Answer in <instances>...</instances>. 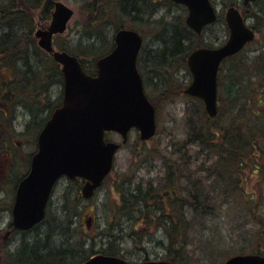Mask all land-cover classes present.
Masks as SVG:
<instances>
[{
  "label": "trees",
  "instance_id": "1",
  "mask_svg": "<svg viewBox=\"0 0 264 264\" xmlns=\"http://www.w3.org/2000/svg\"><path fill=\"white\" fill-rule=\"evenodd\" d=\"M1 1L6 0H0V144L3 140H9V130L13 132V114L15 116L17 110L15 107L13 108V101L17 102L18 98L22 99L21 105L17 106L22 107L24 112L30 111L31 109L25 103V93H28L32 95L33 101L36 100L39 104L46 103L45 109L48 111L53 105V88L62 80L61 70L58 66L48 63L46 69L41 70L40 66L35 64V56L31 51L34 48L31 45L33 39L31 38L32 32L29 31L30 24L24 17H20V21L15 17L13 1L8 0L7 5H1ZM19 1L26 8L29 7L25 4L26 0ZM238 3L239 0H232L230 5H238ZM146 7V0H129L127 6L124 4L121 9L126 13L123 15H127V17L130 15L135 19L136 16L133 15L138 14H134V12L144 14ZM244 7L246 10H242L243 15L251 17L254 21L251 26L256 31V38L257 33L264 35V0L245 4ZM254 7H257L256 12L252 11ZM95 9L98 10L100 7H94L93 13ZM116 14L115 16H117ZM127 26L133 27L130 21ZM15 30L16 32L23 30V32L15 33ZM186 32V29L178 28L166 30L160 37L163 38L162 48L157 50L154 55L149 56V68H153L150 67L151 64L154 66V69H149V74L154 70L159 69V72L161 70V85L166 88L159 96L158 102L151 98L157 109L165 99L174 95L170 90L171 78L176 76L178 65H182L188 70L186 65L188 55L184 54V51L189 54L197 47L213 46L209 43L189 42L186 44L188 38ZM92 46L91 50L97 48ZM263 47L264 45L255 56L254 61L250 63L245 62L240 54L244 49L224 60L218 78L219 101L216 117H209L203 101L194 98L197 100L196 108L188 114L187 136L180 141L176 148L175 153L178 156L171 157L170 155L166 159L178 161L176 167L181 172L174 170L173 164L168 165V171L166 170L165 174L158 179L156 183L158 185L150 184L147 193L142 192L140 185L136 189L118 187L121 205L117 209L118 216L125 213V216L128 217V221L131 222L129 229L133 240L134 237L144 233L142 229L147 225L144 223L149 222L152 218L161 232L158 243L166 247V258L176 264L190 263L191 258L188 256L196 254V248L200 246L199 243H194L192 250L189 248V245L195 239L197 240L196 236L202 233L199 226L203 227L208 213L216 215L215 210L218 212V210L226 208L227 204L229 210L235 209L237 212L240 208L243 214H248L250 217L245 216L247 221L249 219L264 228V213L261 211L264 205L263 201L258 199L255 191L250 192L251 189L246 187L245 181L244 184H240L247 174L248 166L256 168L257 172H260V177L264 178V166L261 165L264 163ZM83 62L86 67V61L83 60ZM224 64L229 65L225 67ZM89 68L92 69L90 73L95 72L94 66ZM15 87H17V91L13 89ZM45 121L46 117H36L34 120L36 126L39 127ZM193 145L199 147L197 154H205L206 162L212 160L208 167L200 165L194 170V174L198 170L201 174H206L202 179L195 177L193 180L192 173L185 172L189 166L186 164L188 155L192 156L190 147ZM175 153L173 154L175 155ZM188 177L194 181L193 191H188L186 202L178 203L180 200L177 199L179 192L177 187L178 185L182 187ZM206 183L208 188L205 186ZM80 200L79 192L68 195L63 200L62 211L66 216L63 217L64 219L49 211L51 220L46 226L47 230L29 234L30 236L23 239V243L13 254V259L21 264H39L44 261L52 264H81L89 258V252L86 249L87 242L84 239L86 232L81 234V238L75 237V231H80L81 227V223H78L76 228L73 223L75 218L80 220L82 214L80 213L81 207L77 206L81 202ZM185 207L191 209L190 215H187L189 211H185ZM118 220L122 221L123 218L115 219L108 225L109 231L102 232L108 240V245L103 250L107 254L121 255L122 249L118 247L128 241L123 235L124 226H118ZM118 231L120 232L116 233ZM258 234L260 237L259 231ZM133 244L138 246L137 248L141 251L146 250V245L139 241ZM263 244L264 239L263 241L258 239L253 247L257 252L264 253ZM245 248L243 252L250 250ZM252 250L253 248L250 251Z\"/></svg>",
  "mask_w": 264,
  "mask_h": 264
},
{
  "label": "rangeland",
  "instance_id": "2",
  "mask_svg": "<svg viewBox=\"0 0 264 264\" xmlns=\"http://www.w3.org/2000/svg\"><path fill=\"white\" fill-rule=\"evenodd\" d=\"M11 1H13V14L15 17L19 18L18 21H20V17H24L27 23L30 24L29 31L33 33L37 26L38 18L36 17V13L40 9L39 3H41V0H26L27 3L25 4L29 6L28 8L19 0ZM61 1L74 10V15L70 19L66 31L57 36V46L70 49L77 53L89 66L94 65L100 56L106 54L111 49L113 46V42H111L112 37L116 30L121 24L127 25L129 21L133 28L142 32L145 37L144 44L147 45V47L154 46V48L157 47L158 49L162 48L163 44V38H160L161 35L171 28L186 29V34L188 35L185 42L186 44L195 42L219 46L229 37V28L225 21V12L232 0H213L217 6L220 20L207 26L201 35L194 34L186 24L187 9L184 6L173 3H162L159 2V0H146V12L144 14L134 12V14H138L133 15L136 16L134 19L130 15H128V17L127 15H123L124 12L121 9V6L124 4L127 6L129 0H127V2L126 0H115L113 2L111 0H88V5L83 4V0ZM28 3L35 6L31 8ZM7 4L8 0L1 1V5ZM96 6L100 7V9H95L93 13V8ZM237 6H239L241 10L245 9L242 0H239ZM257 7L252 8V11L256 12ZM31 9L32 15H29ZM114 13H118L116 14L117 16H115ZM246 19L249 25L254 23L251 17H246ZM17 28L19 29L20 27ZM20 32L22 33L23 30H20ZM20 32H16L15 30V33ZM31 38L33 39L31 42L32 47H37L33 35H31ZM91 45H93V48H97L91 50ZM263 45L264 35L257 33V38L248 43L240 53L243 60L248 63L254 61L255 56L262 50ZM184 54L188 55L185 51ZM144 57L145 56H143V58ZM141 65L143 66V64ZM224 65L228 67L229 64ZM152 67L154 68V66ZM143 71L146 77V91L152 99H156L158 102L159 96L166 89L161 85V73L158 69L149 74L148 66L145 64ZM190 75L191 74L189 71L185 70L184 66L178 65L176 76L171 78L172 86L170 90L174 95L165 99L159 106L157 115V134L152 139L143 141L138 131L133 129L129 134L128 142L116 153L114 168L101 188L89 199L81 196V202H79L77 206L79 208L81 207L80 213L82 214L80 220L79 218H75L73 223L75 224V228L78 226V223H81L80 231H75L76 238H81V234H85L86 232L84 239L87 242L86 249L89 252V256L96 252H105L103 250L107 247L108 240L102 232H108V225L113 223L115 219L123 218L122 221L118 220V226H124L123 229H125V232H123V235H125L128 241L126 244L124 243L118 247L122 249L120 252L121 256L130 261H140L145 258H166L167 249L163 244L158 243V237H161V232L154 224L152 218H150L149 222L144 223L147 224L142 229L144 233L141 236L134 237L133 240L132 233L129 229L131 222L128 221V217L125 216V213L118 216L117 209L121 206L118 187L136 189L138 185H140L143 190L142 192L147 193L150 189L148 186L150 184L155 185L158 179L165 174L166 170L168 171V165L173 164V169L177 172L180 171L176 167L178 161L166 159H168L170 155L171 157L178 156V154L175 153L176 148L180 144V141L187 136L186 121L188 114L196 108L197 100L181 91L189 85L191 80ZM30 88L31 85L29 86V89ZM13 89L17 91V87ZM53 89L54 95L52 102H56V98L61 94V83H57ZM21 102H23V100L20 98L17 99V102L13 101V108L15 107L21 111L18 117H15L13 114V129H17L14 131L20 132L19 134L16 133V135H13V171L18 169L13 175L14 181L17 180L18 175L21 177L22 170L24 171L26 169L27 163L29 162L30 154L36 149V137L43 124L41 127L36 126L34 120L36 117H46L49 111L45 109L46 103L39 104L38 101H33L32 95L28 93H25V103L31 110H27V114H25L22 107H19ZM191 115H193V113H191ZM109 137L117 142L122 141L118 134H110ZM190 148L192 149V156L189 157L190 154L188 155V162L186 164L187 166L189 164V166L185 169V172L192 173L191 178L193 180L195 177L202 179L206 174H201L199 170L194 174V170L200 165L208 167L212 160L206 162L205 154H197L199 151L198 146L193 145ZM173 153H175V155ZM3 158V154H0V159ZM22 162L24 166L19 165ZM261 165L264 166V163ZM8 166H11V164L6 162L0 163V167L2 168ZM1 176H3V173H1ZM192 179L188 177L187 181L182 184V187L178 185L177 189L179 192L177 199L180 200L178 203L186 202L188 191H193L194 181ZM244 181L246 182V187L251 189L250 192L253 193L255 191L258 199L263 201L264 204V178L260 177V172H257L256 168H253V166H248L247 174H245L243 181H240V184H244ZM67 183L68 181L63 179L57 185L54 197L51 199V207L49 206L50 213H54L59 218L61 217V219L66 217L62 211V205L64 204L63 200H65L68 195L76 194L79 190L78 186H75V184ZM79 186H81V183ZM205 186L208 188L207 183ZM7 197L8 195L5 191L1 192L0 202H5ZM184 210H188L189 213H187V215H190L191 209L185 207ZM216 211L217 210L214 212L216 215L207 214V220H204L203 227L201 225L199 226L202 233L196 236L197 240L195 239V241L189 245V248L192 250L194 243L200 244V246L196 248V254L188 256V258H191L189 264H225V261L233 255L239 253H256V248L253 247L254 243L257 242L258 239H262L263 241L264 228L259 227V225L254 224L252 221H249V219L247 221L246 219L250 217H248V214H243L240 208L237 210V213L235 209L229 210L227 204L226 208H222L218 210V212ZM261 211L264 213V205ZM245 216H247V218ZM91 217H93L95 221L92 220L90 226L87 227V220ZM50 220L51 218L48 215L46 225L37 228L29 234L38 231H46V226ZM258 231L261 234L260 237H258ZM29 234L26 236H30ZM133 235H135V232H133ZM19 238L20 235H18V242L13 246V251L19 249L22 244L19 242ZM103 239H105V241H103ZM137 241L146 245L145 251H141L137 248L138 246H134L133 243ZM245 247L250 250L253 248V250L243 252ZM15 261L16 264H20L17 260Z\"/></svg>",
  "mask_w": 264,
  "mask_h": 264
},
{
  "label": "water",
  "instance_id": "3",
  "mask_svg": "<svg viewBox=\"0 0 264 264\" xmlns=\"http://www.w3.org/2000/svg\"><path fill=\"white\" fill-rule=\"evenodd\" d=\"M189 9L188 25L197 32L217 19L211 0H174ZM246 3L255 0H244ZM74 10L56 2L48 29L38 30L39 44L63 64L64 97L41 130L29 173L20 181L13 208L15 225L29 229L45 217L55 182L63 175L86 180L83 195L91 197L113 168L121 143L106 140L108 131L121 134L123 142L132 128L141 138H151L157 128L156 109L147 97L137 57L143 38L134 29H120L112 52L97 61L96 75L85 72L77 57L53 50V35L66 30ZM230 33L220 46L201 47L190 53L193 81L185 92L203 99L208 115L218 113V72L222 61L235 55L255 38L240 9L226 12ZM83 264H175L169 260L130 262L120 256L97 253ZM225 264H264V255L237 254Z\"/></svg>",
  "mask_w": 264,
  "mask_h": 264
},
{
  "label": "flooded vegetation",
  "instance_id": "4",
  "mask_svg": "<svg viewBox=\"0 0 264 264\" xmlns=\"http://www.w3.org/2000/svg\"><path fill=\"white\" fill-rule=\"evenodd\" d=\"M87 1L88 0H83V4L88 5ZM56 2H57V0H41V3H39L40 6L38 5L40 7V9L36 13L37 14L36 17L38 18L37 26H36L35 31L31 34V35H33V38L35 39L36 45H37V47H35L34 49L31 50L32 53H34V56H35V59H34L35 60V64L39 65L41 70H45L46 67H47L46 65L48 63L49 64L52 63L54 66H58L59 67V69L61 70V75H62V80H61V82L59 81V83H61V92H60L61 94H60V96H58L56 98L57 101L53 102L52 107H50V109L48 111V114L46 116V121L44 122L43 126L46 124L48 119L51 117V115L54 112V110L57 107H59L62 104V102H63V84H64V75H63V70H62L63 66L55 58V56H54L52 51H49V50L45 49L44 47H42L39 44V39L40 38L37 36V31L38 30H45V29L49 28V26L51 24V21L53 19V13L55 11ZM159 2H162V3H173V4L181 5V6H184L187 9V11H189L188 7L185 4L178 3V2H176L174 0H159ZM28 4L30 5L31 8L35 6L33 4H30V3H28ZM29 15H32V9L30 10V14ZM185 21H186V24H187V17H186ZM188 27H189V25H188ZM123 28H133V27H128L127 25H122L121 24L120 27L116 30L114 36L112 37V41L111 42H113V46L104 55H107V54H109L110 52L113 51V49L116 46V35H117L118 31L120 29H123ZM133 29H136V28H133ZM189 29L191 31H193V33H195L194 30L191 29L190 27H189ZM136 31L143 38V44H142V47H141L140 52H139L138 57H137V67H138L139 72L141 73V76L143 78L144 86L146 87V84H145V82H146L145 78L146 77H145V73L143 71L144 64L148 66V62H150L149 56L154 55V53H156L157 50H159V49L157 47L154 48V46H148L147 47V45L144 44L145 43V37L142 34V32L137 30V29H136ZM61 34L62 33H57V34L53 35V50L54 51H66V52H68V53H70V54H72L74 56H77V57L80 56V55H78L77 53L73 52L70 49L61 48V47L57 46L58 42L56 43V38H57V36H59ZM104 55H102V56H104ZM143 56H145V57L143 58ZM79 60L82 62V64H84V62H83V60L81 58H79ZM141 64H143V66ZM85 65H86V67L83 65L84 68L87 71H89V72H91V70H92L89 67L94 66L95 67L94 68L95 69L94 74H96L97 61L95 62L94 65H91V66H89L87 64H85ZM150 67H152V66H150ZM148 69H153V68H149V66H148ZM160 72H161V70H160ZM42 100L44 101V99H42ZM18 114H21V111H19V109L16 110L15 117L16 116L18 117ZM25 114H27V112H25ZM43 126L41 127V129L43 128ZM14 130H17V129H13V131ZM16 133L19 134L20 132H18V131L12 132V130H9V133H8L9 140H6V141L3 140L2 144H0V154H3V156H4L3 159H0V163L6 162L8 164H11V166H8L9 168L8 167H3V168L0 167V176H1V173H3V176H1V178H0L1 179L0 180V193L5 191L7 193V195H8V197L5 199V202H2V201L0 202V264H16L15 263L16 259H13V254L17 251V249L13 251V246H15L16 245L15 243L18 242V235H20L19 242L23 243V239H25V237H27L26 235H28L30 232L36 230L37 228H40L41 226L42 227L45 226L46 225V221H47V217L49 215V206L51 204L50 200H49V202L47 204L46 217L44 218V220H42L41 222L35 224L31 228H29V229H20V228H18L15 225L14 215H13V208H14V204H15V198H16L17 189H18L20 181L29 173V171L31 169L32 158H33V155L35 154V152L37 150V147H38L37 146V139H38V135H39V133H38V135L36 137V141H35L36 149H35L34 152H32L30 154L31 156H30L29 162L27 163L26 169L24 171L22 170L21 177L18 175L17 180L14 181L13 180V175H14L16 170L18 171V169H15L13 171V157H12V153H13V148H12V146H13V135H16ZM19 165L24 166V163L22 162ZM14 168H15V165H14ZM63 179L68 181L67 184H75V186H78V189H79L78 192L82 195V186H83L85 180H83L81 178L72 179V178H70L68 176H62L61 178H59V180H57V182L55 183V185L53 187L52 197H54L57 185ZM80 183H81V186H79ZM92 220H93V217H91L89 220H87V223H88L89 226H90V222H92ZM93 221H95V219ZM39 264H49V263H47V261H44V262L39 263ZM54 264H56V263H54Z\"/></svg>",
  "mask_w": 264,
  "mask_h": 264
},
{
  "label": "bare ground",
  "instance_id": "5",
  "mask_svg": "<svg viewBox=\"0 0 264 264\" xmlns=\"http://www.w3.org/2000/svg\"><path fill=\"white\" fill-rule=\"evenodd\" d=\"M152 63V62H151ZM151 66H153V64H151ZM154 69V68H153Z\"/></svg>",
  "mask_w": 264,
  "mask_h": 264
}]
</instances>
